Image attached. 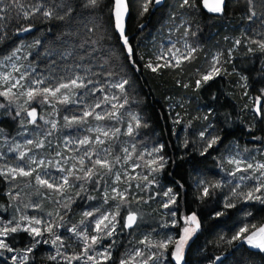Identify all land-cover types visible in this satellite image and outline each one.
Instances as JSON below:
<instances>
[{
    "label": "trees",
    "instance_id": "trees-1",
    "mask_svg": "<svg viewBox=\"0 0 264 264\" xmlns=\"http://www.w3.org/2000/svg\"><path fill=\"white\" fill-rule=\"evenodd\" d=\"M257 2L253 0V5H249L248 0H225L223 13H212L203 7L202 0H195L193 8L180 7L181 0H166L156 10L153 0L149 11L140 15L141 0H129L126 35L136 53L135 67L128 62L114 28L110 12L112 0H101L96 8L86 7V0H71L72 16L76 17L71 25L67 19H45L39 13L31 20L17 21L12 13L13 18L6 20L0 31V64L15 51L13 57L20 56L30 73L25 76L22 87L12 89L16 96L11 100L0 96V105H3L0 107V167H10L13 162L24 166L28 158L34 156L52 161L43 171L59 179L64 173L58 169L70 168L73 164H77L76 174L82 176L78 171V157L90 147L97 152L109 149V158L114 162L119 156L121 163L111 173L103 175L99 183H95L96 177L91 180L70 178L72 187L66 188L63 195L37 185L35 173L16 179L0 175V223L16 221L21 216L53 221L62 225L54 232L67 244L70 240L66 236L74 237L70 228L87 229L90 234L95 219L113 212L119 204V228L112 236H104L93 248L102 245L111 251V259L101 260V264H119L137 249L146 255L159 251L145 249L146 244L141 243L145 238L152 244L173 239V236V240H177L183 227L181 218L195 213L200 228L188 246L184 264H213L215 257H220L215 264H264V253L245 241L232 240L241 227L264 225V203L245 199L241 193L251 190L250 186L236 185L241 174L252 172L237 171L231 162L241 156L264 163V157L260 158L264 152V50L252 42L264 39V15H261L264 10L255 7ZM21 3L28 6L29 0H21ZM250 7L257 11V16L251 20L248 19ZM90 20L102 25L106 39L97 43L95 35H88L84 25L91 27ZM29 25V31H18ZM172 41L178 47L185 43L196 49L189 59L182 58L178 67L163 66L167 62L157 60L170 47L167 42ZM217 58L220 75L203 81V75L211 70ZM149 62L162 67L153 72L146 66ZM85 69H91L90 78L96 87L104 89L103 93L97 91L85 96L88 89H75L71 99L76 103L59 102V93L44 102L41 97L26 102L27 98L20 95L33 78L44 80L40 88L54 87L61 80L67 82L73 72L84 75ZM117 69L129 80V85L125 86L128 103L119 109L120 119L97 121L88 117L84 123L68 124L65 116L80 115L85 105L103 95H118L122 102L119 89L109 87V83L116 80ZM108 70L113 71L112 77L108 76ZM15 75L20 76V73ZM6 89L0 85V91ZM259 99L260 115L255 111V101ZM33 108L38 113L34 124L29 123L25 111ZM104 110H110V105L102 104L96 109L97 112ZM130 114L139 116L146 126L135 129ZM52 123L56 128H52ZM129 123L134 127L131 135L126 134ZM97 127L119 128L120 131L103 145L81 146L78 141L85 137L94 140L98 133L93 129ZM213 138H218L217 143L208 147ZM29 139L34 143L27 144ZM39 141H43L44 147H35ZM17 145L21 146L20 151L27 152L24 160H20L17 151H10ZM160 145H163L161 152L148 155ZM125 148L131 156L126 163ZM57 152L62 155L57 156ZM159 156L167 162L159 171H152L156 165L150 167L147 162ZM118 169L123 174L116 181ZM217 184L219 187H213ZM117 185L123 191L127 189L128 202L121 203L119 198L105 202V192L111 197ZM205 186L209 188L207 196L203 195ZM169 189L171 193L165 195ZM172 195L176 196L175 203H170ZM256 195L264 197V189ZM166 203L168 207H164ZM226 203H233L235 207L226 208ZM87 211L95 215L85 217L83 214ZM128 211L136 212L138 217L132 229L123 228ZM39 238L23 231L10 234L7 242L14 251L0 249V264H66L63 259L66 253L58 260L49 259L48 252L57 250L51 243L54 235L43 234V241L48 243H36ZM33 245V251L24 261L25 250ZM173 250V245H169L164 258L158 263L149 261V264H175L171 256Z\"/></svg>",
    "mask_w": 264,
    "mask_h": 264
},
{
    "label": "snow or ice",
    "instance_id": "snow-or-ice-1",
    "mask_svg": "<svg viewBox=\"0 0 264 264\" xmlns=\"http://www.w3.org/2000/svg\"><path fill=\"white\" fill-rule=\"evenodd\" d=\"M162 0H155L156 4H160ZM101 0H86V7L96 8L99 7ZM153 3V0H141L140 3V15L149 11V5ZM203 7L207 9L209 12L212 13H223L225 10V0H202ZM249 5H253V0H248ZM50 5V6H49ZM180 7H188L193 8L195 7V0H181ZM255 7L264 10V0H258L255 4ZM74 11L73 5L71 0H37V2L32 3L29 0V5L26 6L24 3H21V0H0V31H3L4 23L6 20H11L13 18L12 13H15V19L19 21L20 19L31 20L33 17L39 13L45 19H58V20H68L69 25H71L72 21L76 19V17L72 16V12ZM110 12L112 14V18L114 21V28L118 31L119 37L123 43L124 51L126 52L127 60L130 64L135 67V50L133 46L129 43L128 36L125 34V18L129 13V0H112ZM261 15H264V11L261 12ZM257 16V11L254 10L253 7L249 8V15L248 19L251 20L253 17ZM91 27L88 24L84 25V27L88 28V35H95V42H99L103 39H106V32L103 30L102 25L98 21H89ZM31 25L26 28L18 29V31H29ZM143 27V25H141ZM253 43L257 44L261 50H264V39L258 41H252ZM237 44L240 43L239 40L236 41ZM16 51H19L17 49ZM195 48L189 47L188 54L183 56V59L187 60L191 57L192 53L195 52ZM70 55L71 53H67ZM16 52L12 53V56H15ZM173 59H175V53H171ZM163 56H158L157 60L163 59ZM9 60L12 57H8ZM219 63V59L217 58L213 63L211 70L203 75L202 80L207 82L214 78V76L220 75L221 68L217 67L216 64ZM150 68L153 72H156L160 67L161 64L157 63L155 66L149 62L146 65ZM163 66H172L178 67L179 61L173 64L172 60H168L166 65ZM13 72H20V68L17 67L15 64L12 65ZM84 75H77L73 72L72 76L67 79V82L63 80L56 83L54 87L45 86L43 88L40 87H29L24 92L20 93V95L25 96L26 102L33 100L36 97H41V102L48 101L49 97H57V93L60 94L59 102L61 103H76L71 99V95L74 94L75 89H88L83 95L87 96L94 92H102L104 89L102 87H96L94 85V81L90 78L91 69H85ZM117 76L115 82H110L109 87L119 89L120 94L123 95L122 102L120 101V97L118 95H103L99 100L92 104L85 105L84 110L80 115H73L71 118L68 116L64 117V120L68 124H80L86 122L88 117H93L95 120H119L120 114L119 109L124 108L125 104L128 103L127 97V90L126 85H129V80L125 78L123 75L119 74V69L116 70ZM107 74L109 77L113 76V71L108 70ZM0 79H2L5 83H8L10 80L13 82L5 91H0V96H4L9 98L10 100L12 97L16 96V93L12 92L13 88L18 86L22 87L20 84L21 80L25 79V74L21 73L19 78H13L11 73L6 75L0 74ZM35 85H41L44 83L43 79L34 80L32 81ZM201 83L200 80L197 81V85ZM89 85H93L92 88H89ZM63 90V91H62ZM115 101V102H114ZM82 102V101H81ZM103 105H110V110H104L101 112H97L96 109L101 108ZM3 107V105H0ZM27 116L31 119L29 123H35L37 118L36 110L33 108L32 110H27ZM257 113L259 114L261 109L259 106L256 108ZM19 115V112H17ZM131 115V114H130ZM131 120L135 122V129L140 128L142 125L141 118L137 115H131ZM52 128H56V124L52 123ZM98 133V135L93 139H89L85 137L78 141L81 146H91L93 144L103 145L106 139H111L116 137L119 134V128H115L112 130H106L101 127H97L93 129ZM134 127L132 123H129L127 126V133L128 135L133 134ZM50 134V133H49ZM203 135V134H202ZM104 137L105 139H102ZM259 139V137H257ZM218 138H213L209 141L208 147H211L213 144L217 143ZM27 144L31 145L34 143L33 140L29 139ZM35 147L42 148L44 147L43 141H39L35 143ZM134 147V146H133ZM21 146L17 145L15 149H10V151H17L19 153L20 160H24L25 156L27 155L26 151H20ZM163 149V145L159 147L153 148L148 155L152 156L153 153H159ZM28 152L31 149L27 150ZM124 153L126 154L124 157V162L126 163L127 160L131 158L130 154L128 153V149L125 148ZM57 156L62 155L61 153L57 152ZM110 150L106 148H102L100 152L95 151L91 147L86 150L82 155L78 157V165L80 166L78 171L82 172L83 175H77V164H73L70 168L60 167L58 170L61 173H64L60 181L57 182L54 178H51L46 171H43L46 166H51L52 161H45L43 159L37 160L34 156L29 157L28 160L25 162L24 166H14V167H0V175L5 176L6 178L16 179L18 176L23 177H31L35 173V181L36 184L48 188L52 190L53 193L63 195L66 188L72 187L70 183V178L74 179H88L91 180L93 177H96L95 183H99V180L103 178V175L107 173H111L113 168L121 163V158L119 156L114 158V162L112 159L109 158ZM95 157V159H93ZM0 158H2V154H0ZM86 158H87V165H86ZM143 158L142 156L140 157ZM167 161L164 160L163 156H159L158 158H153L149 160L148 166L156 165L153 167L152 171H159L164 167V164ZM237 165V171H240V163L239 160L231 161ZM59 164V161H56ZM33 165H35L33 167ZM134 167H139V165H134ZM255 167L256 171L264 170V163L256 164L255 166L251 163L246 165V169H253ZM38 169L40 171H38ZM264 175V171L261 172ZM235 175V173H233ZM116 181L120 180V174H115ZM143 179L147 180V176H144ZM243 180L244 177H241ZM51 180V182H50ZM139 187V185H137ZM213 187H219V185H213ZM264 189V183L256 185L254 188L249 190L246 193H241V195L247 200H259L261 203H264V197L261 195H256V193H260ZM171 189L165 193V195H169L171 193ZM112 192L114 195L109 197L108 193L105 192L104 199L105 202L109 198L117 199L119 198L121 203H127L128 197L126 195L127 189L124 191H120L117 188H113ZM203 195H209V188L205 186L203 188ZM235 196L236 193L233 192ZM176 196L172 195L170 198V203H175ZM169 205L166 203L164 207H168ZM34 207H39V205H34ZM226 208L235 207L233 203H226ZM120 214V205L118 204L113 212L101 214L97 219L94 221V234H89L87 229L78 230L75 226L70 228L69 231L75 234L76 237L82 240L83 248L81 253L73 254L72 256H63V259L66 261V264H72L74 260H82L84 264H88L89 261L93 262V264H101V260L107 261L111 259V251L110 249H105L103 252L96 253L95 255H90L89 252L94 248V246L100 241L104 236H112L116 230V225L119 223L117 217ZM85 217H92L95 215L92 211H87L83 214ZM175 215V213H172ZM217 215H223V213H217ZM51 216V213H49ZM63 218L61 217V220ZM137 213L134 211H128L127 215L124 217L123 228L132 229L134 226L137 225ZM45 222L41 221L40 219H36L34 217L28 216H21L19 220L13 221L9 220L6 224L0 223V249L7 250L8 252H13V248L10 247L9 243L7 242V237L12 233H17L19 231L27 232L29 235L35 237H42L44 231L48 232L55 236V238L51 241V243L55 246L59 244L57 247L56 254L49 257V259L55 261L57 256H62L60 252V248L63 247V240L59 235H55L54 229L60 227L62 225H57L53 221L46 222L45 227H40ZM81 224H84V221L81 220ZM184 224L186 225L183 228V235L180 236L178 240H173L172 238H168L167 240H163L152 244L150 241L145 238L144 241L141 243L146 244L149 249L156 248L158 252H149L147 255L140 249H137L134 254L129 259H122L119 261V264H149V261L155 260L160 261L164 258L165 252H167L169 245H173L174 250L171 253V256L175 260V264H184V248L187 244L188 240L191 239L192 235L200 228V223L197 219L195 213L191 216L184 218ZM194 225V227H193ZM234 241H245L251 247L259 250L260 252L264 253V225L257 227L256 225L244 226L241 227L238 232L232 237ZM44 243H48L47 240L43 241ZM36 243H40V241H36ZM231 243V241H229ZM32 247H29L25 250V254L23 256V260L27 261L28 254L33 251ZM98 257L100 259H98ZM137 258H140L137 261ZM13 260L16 259L15 256L12 257ZM215 260H220V257H215L213 264H215Z\"/></svg>",
    "mask_w": 264,
    "mask_h": 264
},
{
    "label": "rangeland",
    "instance_id": "rangeland-1",
    "mask_svg": "<svg viewBox=\"0 0 264 264\" xmlns=\"http://www.w3.org/2000/svg\"><path fill=\"white\" fill-rule=\"evenodd\" d=\"M167 43H168V45H169L170 47H172L173 45H174V46H177L176 43L173 42V41H172V42H167ZM170 47H169L168 49L164 50V51H163V54H161V55L164 57L163 60H164L165 62H167L168 60H172V63L175 64V63H177V61L180 62L181 59L183 58V56H185V55L188 54V49H189V47H188V45L185 44V43H184V45H183L182 47H178V46H177L176 49H174L173 47H172V48H170ZM171 53H175V59H173ZM9 57H12V59L9 60V59L7 58V59H6V62H3V63L0 64V74H4V75H6V74H8V73H11V76H12L13 78H19L20 76H16V75H15L17 72H13V71H12V65H13V64H15L17 67L20 68V72H18V73H20V75H21V73H24L25 76H26L27 74L30 73L29 68H25V66H24V62L22 61V59H21L20 56H17V57L9 56ZM34 80H39V79H38V77L33 78V79L29 82V84H28V88H29V87H40V86L43 85V84H41V85H38V86H37V85L33 84L32 81H34ZM12 82H13V81L10 80L8 83H5L2 79H0V85H1L2 87H5V88H8ZM23 82H24V80H21V81H20V84L22 85ZM16 88H20V86H18V87H16ZM16 88H13V89H16ZM255 104H256V106H255V111H256L257 106H259L260 109H261V100H260V99L257 100V101H255ZM256 112H257V111H256ZM36 113H37V112H36ZM260 113H261V111H260ZM260 113H259L258 115H260ZM29 118H30V117H29ZM37 118H38V113H37ZM37 118H36V120H37ZM30 119H31V118H30ZM256 153L258 154L259 152L256 151ZM263 157H264V152L262 153V155H261L260 158H263ZM36 159H37V158H36ZM37 160H40V159H37ZM234 160H239V161H241V163H240V165H239V167H240L241 170L243 169L245 172H246V171H251V172H252V173H250V175H247V174H241V175H240V177H239V179H238L239 181H238L237 184H236L238 187L250 186V188L252 189V188H254L256 185H258L260 182L264 183V175L261 174L262 171H256V170H255V167H254L253 169H247V170H245L247 164L251 163V164H253V165L255 166L256 164H261V163H263V161H262V162H259V161L256 162V161H253L252 159L244 158V157H241V156H238V158H234ZM234 164H235V163H234ZM17 165H19L17 162H13L12 164H10V167H14V166H17ZM19 166H20V165H19ZM8 167H9V165H8ZM235 168L237 169V165H236V164H235ZM131 170H133V169H131ZM263 171H264V170H263ZM46 172L49 174V176H50L51 178H54L57 182L60 181V179H59L56 175L52 174V173L49 172V171H46ZM116 173H119L120 176L123 174V172H122L120 169H118V170L116 171ZM131 175H132V174L129 172V173H128V177H130ZM241 177H244V179L242 180ZM50 182H51V180H50ZM115 188L119 189L120 191H123L122 189H120V187H119L118 185H117ZM249 190H250V189H249ZM185 217H188V216H185ZM185 217L183 216V217L181 218L182 223H183V227H182V229H181L180 236L183 235V228L186 226V225L184 224V218H185ZM117 220H118V219H117ZM118 221H119V220H118ZM140 221H142V219H141ZM43 222H45V223L42 224V225L40 226V227L42 228V230H43V228L45 227L46 222H48V221L44 220ZM137 223H138V222H137ZM141 223H142V222H141ZM87 227H88V226H87ZM193 227H194V225H193ZM118 228H119V223L116 225V230H115L114 233H116V231H117ZM93 229H94V227H93ZM93 229L90 231V235H91V234H94ZM196 232H197V231H196ZM196 232L192 235L191 239H189L188 242H187V244L185 245V248H184V259H185V254H186V251H187V249H188V246L190 245V243H191L192 240L194 239V237H195V235H196ZM44 233H47V232L44 231ZM70 235H71V233H70ZM73 236H74V237H72L71 239L69 238L68 235L66 236V239H69L70 242L67 243V244H63V247L60 248V252H61L62 254L66 253L67 256H72L73 254L81 253L82 248H83V242H82L81 239H79L78 237H76L75 234H74ZM180 236H179V238H180ZM179 238H178V239H179ZM173 239H175L174 236H173ZM178 239H177V240H178ZM39 241H40V242H41V241L43 242V238L40 237V238H39ZM57 247H59V244L56 245V248H57ZM146 248H147V246L145 247V249H146ZM105 249H106V248H102V245H101L100 248L98 247V248H96V249H94V250H93V249L90 250L89 254H90V255H95L96 253L103 252ZM152 252H153V251H152ZM55 254H56V249H55V252H54V251H49V252H48V256H52V255H55ZM58 259H59V256H57V259H56V260H58ZM98 259H100V258L98 257ZM172 259H173V257H172ZM173 261H174V263H175V260H174V259H173ZM156 262L158 263V261H156ZM72 264H84V262H83L82 260H74V261H72ZM88 264H93V262L89 261Z\"/></svg>",
    "mask_w": 264,
    "mask_h": 264
},
{
    "label": "water",
    "instance_id": "water-1",
    "mask_svg": "<svg viewBox=\"0 0 264 264\" xmlns=\"http://www.w3.org/2000/svg\"><path fill=\"white\" fill-rule=\"evenodd\" d=\"M165 1H166V0H162V2H161L160 4H156V3H155V0H154V9L156 10V9L160 8V7L165 3ZM206 10H207V9H206ZM129 15H130V9H129V13H128V15H127L126 18H125V34L127 33V21H128ZM116 31H117V30H116ZM117 33H118V31H117Z\"/></svg>",
    "mask_w": 264,
    "mask_h": 264
}]
</instances>
